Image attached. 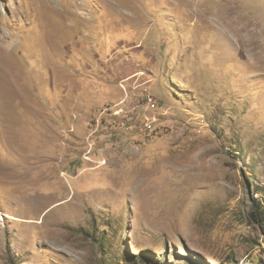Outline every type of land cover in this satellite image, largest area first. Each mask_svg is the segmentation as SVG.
I'll return each mask as SVG.
<instances>
[{"label":"rangeland","instance_id":"1","mask_svg":"<svg viewBox=\"0 0 264 264\" xmlns=\"http://www.w3.org/2000/svg\"><path fill=\"white\" fill-rule=\"evenodd\" d=\"M0 264H264V0H0Z\"/></svg>","mask_w":264,"mask_h":264},{"label":"bare ground","instance_id":"2","mask_svg":"<svg viewBox=\"0 0 264 264\" xmlns=\"http://www.w3.org/2000/svg\"><path fill=\"white\" fill-rule=\"evenodd\" d=\"M15 69V68H14ZM12 72V71H11ZM15 75V74H14ZM5 76V75H4ZM16 90V89H15ZM14 90V91H15ZM29 92V91H28ZM20 93V92H19ZM27 97H29L28 95H27ZM25 107H29V108H31V104H27ZM27 128V127H26ZM27 130V129H26ZM30 131V130H29ZM28 135H29V133H27Z\"/></svg>","mask_w":264,"mask_h":264}]
</instances>
